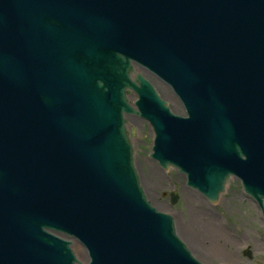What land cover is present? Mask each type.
I'll use <instances>...</instances> for the list:
<instances>
[{
	"label": "water",
	"instance_id": "obj_1",
	"mask_svg": "<svg viewBox=\"0 0 264 264\" xmlns=\"http://www.w3.org/2000/svg\"><path fill=\"white\" fill-rule=\"evenodd\" d=\"M125 114L212 204L235 176L263 205L264 0H0V264H80L71 240L88 264H202L146 197Z\"/></svg>",
	"mask_w": 264,
	"mask_h": 264
},
{
	"label": "rangeland",
	"instance_id": "obj_2",
	"mask_svg": "<svg viewBox=\"0 0 264 264\" xmlns=\"http://www.w3.org/2000/svg\"><path fill=\"white\" fill-rule=\"evenodd\" d=\"M142 73L156 84L161 97L170 101L172 110L182 115L181 104L171 90L150 74ZM130 99L136 98L131 95ZM127 119L137 129L134 163L141 186L154 207H159L161 212L173 213L178 234L194 256L204 264H264V221L254 201L244 193L241 183L231 179L220 204L211 207L186 187L182 175L174 170L165 175L151 160L153 132L148 123L136 117ZM171 193L179 196L175 205L170 203ZM215 245L222 252L218 256L208 255ZM73 250L80 263L86 264L84 248L74 242ZM202 250L208 251L205 254ZM245 250L251 251L250 257L245 256Z\"/></svg>",
	"mask_w": 264,
	"mask_h": 264
},
{
	"label": "bare ground",
	"instance_id": "obj_3",
	"mask_svg": "<svg viewBox=\"0 0 264 264\" xmlns=\"http://www.w3.org/2000/svg\"><path fill=\"white\" fill-rule=\"evenodd\" d=\"M183 178H184V180L186 179L184 176H183ZM221 248H218V246H213V247H211V249H210V253H208V255H212L213 254V256H218L219 255V252H222L221 250H220ZM198 250H200V249H198ZM205 254H206V252L208 251V250H202ZM194 254V253H193ZM231 259V258H230ZM224 263V262H223ZM226 263H228V262H226Z\"/></svg>",
	"mask_w": 264,
	"mask_h": 264
}]
</instances>
